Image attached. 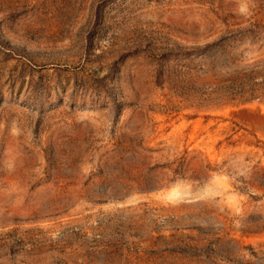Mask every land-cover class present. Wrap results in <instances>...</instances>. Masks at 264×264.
I'll list each match as a JSON object with an SVG mask.
<instances>
[{
	"label": "rangeland",
	"instance_id": "1",
	"mask_svg": "<svg viewBox=\"0 0 264 264\" xmlns=\"http://www.w3.org/2000/svg\"><path fill=\"white\" fill-rule=\"evenodd\" d=\"M0 264H264V0H0Z\"/></svg>",
	"mask_w": 264,
	"mask_h": 264
}]
</instances>
